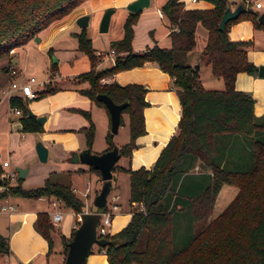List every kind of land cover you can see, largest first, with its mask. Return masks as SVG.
I'll list each match as a JSON object with an SVG mask.
<instances>
[{
	"label": "trees",
	"instance_id": "obj_1",
	"mask_svg": "<svg viewBox=\"0 0 264 264\" xmlns=\"http://www.w3.org/2000/svg\"><path fill=\"white\" fill-rule=\"evenodd\" d=\"M84 1L0 0V58ZM205 1L211 4L210 8L188 9L179 0H165L159 10L169 26V46L154 44L139 52L132 51L130 45L137 14L128 11L121 37L108 43L113 50L112 64L101 69H95L97 55L84 28L73 34L89 68L68 82L73 86L81 84L75 90L97 105L104 107L95 99L97 93L106 94L114 103L125 102L119 125L123 124L124 114L128 140L118 147L120 156H129L134 138L144 133V88L136 83H100L101 78L154 61L171 78L180 106L176 129L149 168L113 166L128 176L130 216L119 231L107 236L121 239L120 245L98 247L105 254L106 264H264V112L255 115L251 96L234 88L237 72L250 73L255 69L246 56L253 41H230L227 37L229 25L242 18L250 19L255 29L264 28L256 20L258 12L254 10L240 12L219 30L220 16L233 2ZM197 25L206 32L199 56L209 66L210 74L222 80L221 89L203 87L197 70L185 59L194 46ZM8 61L0 68L7 69ZM49 83L43 85L37 97L60 89ZM26 101L17 94L8 96L9 107L20 110L19 129L41 131L35 116L27 114ZM75 111L86 120L78 130L84 136V147L90 149L94 124L87 110ZM104 141V150L114 145L109 130ZM88 171L99 177L96 169L88 166ZM2 173L0 168V184L4 187L0 199L52 196L75 213L83 209L82 200L69 183L53 182L47 176L41 185L24 188L19 179L16 184H9ZM223 184L236 188L233 198L195 228V223L210 213ZM33 227L46 238L48 250L51 249L49 233L53 225L47 212L36 214ZM71 234L68 238L59 236L63 251ZM7 253V239L0 234V254Z\"/></svg>",
	"mask_w": 264,
	"mask_h": 264
},
{
	"label": "crops",
	"instance_id": "obj_2",
	"mask_svg": "<svg viewBox=\"0 0 264 264\" xmlns=\"http://www.w3.org/2000/svg\"><path fill=\"white\" fill-rule=\"evenodd\" d=\"M128 1L130 0H85V6L75 10L70 16L63 18L64 20L62 22L58 19L54 20L40 31L42 34L39 35L40 37L37 43L30 39L24 44L14 47L12 52L9 53L8 60L10 61H8V68H15L17 70L15 79L18 82L26 81L29 76H32L31 73L34 71H41L44 74V77L38 81L34 77V81L30 84L31 90L36 95L32 99H27L26 106L34 116H45L41 124V131L34 132L38 135L40 134L38 139L46 146L47 154L48 146H51L52 143L49 145L50 141L44 138L49 129L51 131L74 132L79 127L86 124V122L82 120L75 123L70 121V116L74 114L77 109L89 111L94 109L101 117L104 129L102 137L103 144H99L96 148L94 125V136L90 150L101 152L106 148L104 135L109 128V119L108 113L103 106L97 105L87 97L80 95L75 90L77 88L75 87L76 85L73 86L71 83L61 85L60 89L39 97H37V92L42 89L43 85L48 80L64 76L59 72L60 68H64L67 74L71 73V76L88 70V59L84 53L77 49L76 39L73 35L80 29L76 26L75 19L83 14H87L89 19V14H92L95 23H97L102 11L108 7L113 8L111 14L115 11L117 12L120 28L116 31L115 29L110 30L109 17L108 26L104 32L105 36L101 39L100 46L95 43L92 37V34L95 35V32H92L91 35H86L90 39L95 55H97L95 69H101L111 65L113 57L108 55V43L110 40L121 37L122 23L128 12L124 6ZM164 1L165 0H149L148 6L137 14L136 20L132 25L133 33L130 42L132 51L139 52L154 44L160 47L169 46V39L167 36L169 26L159 10L160 5ZM179 1L182 2L184 8L188 9H206L211 7V4L205 0ZM228 1L233 2L230 4V9H232L236 3L241 2V0ZM255 2H259L258 7H255ZM244 3L258 13H264V0H244ZM205 37V30L200 25H197L195 28L194 46L185 56L186 61L191 66L195 62L198 63V75L202 70V66L204 67L205 75L203 79L200 78L203 87H205L206 81L214 77L210 74L209 66L206 64L204 58L199 56ZM227 37L230 41H253L252 45L247 48L246 56L255 66V69L250 73L244 71L237 72L234 77V88L247 92L251 96L253 100V113L255 115H260L264 112V76L258 74V67L264 66V30L255 29L250 19L242 18L229 25ZM193 48H195V52L191 54ZM52 64L55 65L53 72L51 71ZM2 65L4 64H1L0 67ZM7 69L0 68V168L3 172L12 171L9 169V163L5 158L15 152L14 140L17 135H19L18 138H23L24 133L19 129V115H14L9 111L8 94L6 93L9 89ZM109 81H114L119 85L127 83L142 85L144 88L143 98L146 101V106L142 109L144 133L134 138V147L131 148L129 156H119L114 165L125 169H137L140 167L149 168L169 137L174 133L180 114V106L176 92L171 85V78L166 72L159 68L156 62L144 61L139 66L113 73L109 77ZM213 83L216 85L220 84L218 80H215ZM12 93L19 95L17 91H12L11 94ZM34 99L38 100L35 101ZM123 116L124 114H122V117ZM127 140L125 142H127ZM63 148L64 151L68 152V156L70 151H78L84 148V141L79 139L74 144H67L63 146ZM2 161H7V165L3 166L1 164ZM118 173L127 175L123 171L117 169L112 170L110 186L113 181L115 188H118ZM81 174L84 178L83 184L80 186L69 184L71 188L77 189V191L73 193L83 202V209L81 212L92 211V205L86 200L89 198L91 189L94 194V191L100 187L101 183L97 180V177L90 180L84 175L85 172H81ZM72 178H74V176H72ZM87 184L90 187L88 195L82 197L78 191L83 190ZM46 199L47 203L51 205V202L55 200L52 196L46 197ZM7 205L12 206V208L9 210H0V234L6 237L8 242V253L3 254L2 260L5 261L6 264H18V262L24 264H60L62 261L61 251L49 262L51 249L48 250L47 240L33 227V221L38 212H47L50 219V213L56 211V209L48 210L45 203H43V197L32 199L7 196L0 199V206ZM63 209V214L59 211L61 213V219L53 225L52 231L58 236L68 238L72 232L73 226L76 224L78 213L73 212L69 207L64 205ZM129 216V206H121L118 204V210L113 215L110 225L112 234L119 231L126 224ZM84 264H106L105 254L101 249H97L96 252L91 251L86 256Z\"/></svg>",
	"mask_w": 264,
	"mask_h": 264
},
{
	"label": "rangeland",
	"instance_id": "obj_3",
	"mask_svg": "<svg viewBox=\"0 0 264 264\" xmlns=\"http://www.w3.org/2000/svg\"><path fill=\"white\" fill-rule=\"evenodd\" d=\"M85 5H86V2H82L78 4L73 9H71L66 15L62 16L58 20L62 22L64 20L63 18L70 16L73 12H75V10ZM109 28L110 30L115 29V31L120 28L119 17L116 11L110 16ZM84 31L86 34H90V35L92 32H95V35L92 34L93 35L92 37L95 43L98 46H100L101 39L105 36V33L97 32L98 22L95 23V19L92 14H89V19L87 21V25L84 27ZM40 34L42 33L39 32V34H37L36 36L39 38ZM194 50L195 48H193V51L191 54L195 52ZM8 55H9V52L7 56L0 58V65L7 63V60L9 59ZM59 72L64 76H61V78H55L53 80L50 79L47 82H50L52 84L55 83V84H58L59 86L70 83L68 82V80H70L73 77V75L71 76V73L67 74L64 68H60ZM31 74L33 77H35L37 81L41 79L42 77H44V74L41 71H34ZM204 75H205V69L202 66V70L199 73V79L200 78L203 79ZM215 80H218L220 84L219 85L214 84L213 82ZM205 83H206L205 87L207 89H221L223 87L221 79L216 78V77H211V79L209 81H206ZM75 87H81V86L76 85ZM34 100L36 101L38 99H34ZM87 111L89 112L90 120L95 125V136H96L95 144L97 148L99 144L100 145L103 144L102 137H103L104 129H103V124H102V119L94 109H92L91 111L89 110ZM70 117H71L70 121L73 123L81 121V120L86 122L85 118L78 112H74V114H72ZM125 118L126 117L124 115L123 124L119 125L116 132L112 134V142L116 146L124 143L128 137V130L125 124ZM39 135L34 131L24 132L23 138H18L19 135H17V137L14 140V143H15L14 151L15 152L11 153L5 158L9 163V169L12 171L14 170V172H15V167H22V168L26 167L27 168L24 178L19 179L20 185L22 187L31 188V187L39 186L43 183L44 178L47 176L53 182H59L63 184L70 183V184H76L78 186L83 184L82 182L84 180L81 172H85L84 175L87 176V178H89L90 180H93L94 177H97V175H95L93 172L88 171V166L86 164L80 163V162L71 163V162H68L67 159H65L67 158L66 156L68 152L64 151L63 146H66L67 144H70V143L74 144L79 139L81 141H84V136L78 129L75 130L74 132L73 131L71 132L51 131L49 129L44 139H47L50 141L49 145L50 143L52 144L51 146H48V154L44 162H41L37 159L35 151H34V147H33L34 141L38 139ZM78 169H82L83 171H79ZM4 172H7V171H4ZM72 176H74V178H72ZM97 180H99L101 183V180L99 179V177H97ZM8 183L16 184L17 178L14 177V178L9 179ZM117 185H118V188H115L114 182L113 181L111 182V186L107 194V202L109 201V196L111 194H116L117 198L115 200V203L117 205L118 204H120L121 206L128 205L127 175H125L124 173H118ZM235 191H236V188L234 186L223 184L220 187L218 193L216 194V197L214 199L213 206L211 208L210 213L204 219L198 220L195 223V228L201 226L202 224H205L209 219H211L214 215H216L225 206V204L233 198ZM93 195H94L93 190L91 189L89 193V198L86 200L88 203L90 202V204H91ZM43 203H45L46 208L48 210L56 209L63 214L64 209H63V205L60 202H55L53 206L50 203L48 204L46 197L43 196ZM49 236L51 239V251L49 254L50 255L49 262L52 261L58 255L59 251H61L62 253L61 255H62V260H63L65 251H63L61 247L59 236L53 231L49 233ZM98 247L99 246H97L96 244H93L91 247V251L96 252ZM2 256L3 255L0 254V264H6V262L2 260Z\"/></svg>",
	"mask_w": 264,
	"mask_h": 264
},
{
	"label": "water",
	"instance_id": "obj_4",
	"mask_svg": "<svg viewBox=\"0 0 264 264\" xmlns=\"http://www.w3.org/2000/svg\"><path fill=\"white\" fill-rule=\"evenodd\" d=\"M149 0H130L125 4V9L129 12L138 14L143 8L147 7ZM113 8H105L98 21V32H105L108 26V21L110 14L112 13ZM249 11L253 12L254 10L245 5L244 2H238L235 6L230 9V6H226L223 10L220 19L218 21L217 27L219 30L224 29L225 23L235 18L240 12ZM256 20L264 28V13H258ZM88 15L83 14L78 16L75 19V24L79 28H84L87 25ZM33 41L38 42L39 38L34 36ZM194 70H198V63L195 62L192 64ZM258 74L264 76V66L258 67ZM97 101L102 102L104 105L109 119V132L111 134L115 133L118 126L121 115V109L125 105V102L114 103L106 94L97 93L95 95ZM27 114L31 115L32 113L27 109ZM35 119L38 123L42 124L45 119L44 115L35 116ZM34 151L36 157L39 161L44 162L47 157V148L39 140L34 141ZM119 151L116 145H112L111 148L103 150L101 152H93L88 147L81 148L78 151H70L67 156V161L71 163H84L87 166L96 169L99 172V179L101 180L100 187L97 192L93 195L91 204L93 206L92 211H83L79 214V221L77 226L72 230L70 239L66 244V251L61 264H84L86 256L91 251L93 244H96L99 247L106 245H120L122 240L115 238H105V237H96V224L99 219V213L102 211V208L105 204L106 195L110 189V180L111 172L114 166V163L119 158ZM27 168L15 167L16 178L22 179L26 173ZM18 264H24L18 262Z\"/></svg>",
	"mask_w": 264,
	"mask_h": 264
},
{
	"label": "built area",
	"instance_id": "obj_5",
	"mask_svg": "<svg viewBox=\"0 0 264 264\" xmlns=\"http://www.w3.org/2000/svg\"><path fill=\"white\" fill-rule=\"evenodd\" d=\"M255 7L259 6V2L254 3ZM13 48L9 50V53L12 52ZM108 55L112 56L113 55V50L109 49L108 50ZM7 74L9 78V89L6 91V93L9 95L15 94L12 93V91H17L19 95H21L23 98L26 99H32L35 97V93L31 90L30 84L34 81V77L29 76L26 81L23 82H18L15 78L17 76V70L15 68H8L7 69ZM109 82V77H103L100 79V83H107ZM9 111L14 114V115H20V110L16 107H9ZM1 164L3 166L7 165V161H2ZM2 176L7 179L14 178L16 176V171H7L3 172ZM4 187L2 184H0V190H2ZM89 185H85L83 190L78 191L79 194L82 197H86L89 192ZM72 192L77 191L75 188H71ZM117 198L116 194H111L109 196V201L107 202V195L105 199V204L102 208V211L99 213V219L96 224V231H95V236L96 237H105L113 235L112 232L110 231V225L111 221L113 218V215L117 212L118 210V205L115 203V200ZM55 202H59V200L55 199L51 203L52 205ZM12 206L7 205V206H0V210H9L11 209ZM141 210V207L139 208ZM77 221L76 224L73 226L75 228L78 224L79 221V213L77 214ZM61 219V213L56 210L50 213V223L52 225L56 224L59 220Z\"/></svg>",
	"mask_w": 264,
	"mask_h": 264
}]
</instances>
